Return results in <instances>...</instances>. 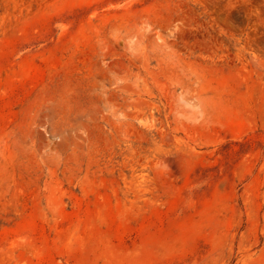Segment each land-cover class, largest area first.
Here are the masks:
<instances>
[{
    "label": "rangeland",
    "instance_id": "obj_1",
    "mask_svg": "<svg viewBox=\"0 0 264 264\" xmlns=\"http://www.w3.org/2000/svg\"><path fill=\"white\" fill-rule=\"evenodd\" d=\"M0 264H264V0H0Z\"/></svg>",
    "mask_w": 264,
    "mask_h": 264
}]
</instances>
